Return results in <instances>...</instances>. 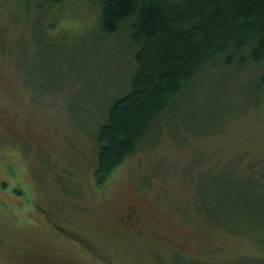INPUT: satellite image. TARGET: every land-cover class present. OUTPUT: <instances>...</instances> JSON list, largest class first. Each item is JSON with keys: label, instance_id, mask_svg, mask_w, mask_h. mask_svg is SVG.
Here are the masks:
<instances>
[{"label": "rangeland", "instance_id": "obj_1", "mask_svg": "<svg viewBox=\"0 0 264 264\" xmlns=\"http://www.w3.org/2000/svg\"><path fill=\"white\" fill-rule=\"evenodd\" d=\"M136 50L126 24L102 30L99 0H0V264H264L262 64H203L95 183ZM196 175L216 189L206 213Z\"/></svg>", "mask_w": 264, "mask_h": 264}, {"label": "trees", "instance_id": "obj_2", "mask_svg": "<svg viewBox=\"0 0 264 264\" xmlns=\"http://www.w3.org/2000/svg\"><path fill=\"white\" fill-rule=\"evenodd\" d=\"M99 1L102 30L113 33L126 24L137 46L129 91L110 104L96 134L94 175L101 186L203 64L224 55L226 65L235 58L264 65V0ZM260 87L264 91V71ZM203 183L196 175L194 196L205 212L216 189ZM210 210L212 220L221 223L215 208Z\"/></svg>", "mask_w": 264, "mask_h": 264}, {"label": "flooded vegetation", "instance_id": "obj_3", "mask_svg": "<svg viewBox=\"0 0 264 264\" xmlns=\"http://www.w3.org/2000/svg\"><path fill=\"white\" fill-rule=\"evenodd\" d=\"M140 223L139 214L135 206H129L126 209L124 216L120 219V224L124 228H136Z\"/></svg>", "mask_w": 264, "mask_h": 264}]
</instances>
